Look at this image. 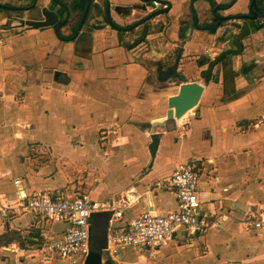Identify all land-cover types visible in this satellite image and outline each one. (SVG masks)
<instances>
[{
	"label": "crops",
	"instance_id": "obj_1",
	"mask_svg": "<svg viewBox=\"0 0 264 264\" xmlns=\"http://www.w3.org/2000/svg\"><path fill=\"white\" fill-rule=\"evenodd\" d=\"M62 1L71 9L64 39L52 26L29 24L48 7L65 19L52 0L0 8V205L21 191L85 193L109 208L100 212L109 214L108 232L145 212L175 211V192L157 182L188 162L200 176L202 213L228 218L201 236L181 230L155 252L107 247L102 264H264V234L242 225L251 208L264 212V17L238 18L250 14L252 0H214L216 8L209 0H166L167 12L131 31L112 28L106 1L94 0L100 8L93 5L78 35L86 2ZM109 1L121 27L150 13L132 8L140 0ZM217 16L230 20L210 31ZM184 82L204 85L199 104L174 128L154 127ZM67 228L31 212L0 215V264H70L40 248Z\"/></svg>",
	"mask_w": 264,
	"mask_h": 264
},
{
	"label": "built area",
	"instance_id": "obj_2",
	"mask_svg": "<svg viewBox=\"0 0 264 264\" xmlns=\"http://www.w3.org/2000/svg\"><path fill=\"white\" fill-rule=\"evenodd\" d=\"M163 8H167V5L154 1L149 10L152 13ZM199 181L200 176L190 163L179 164L170 178L157 182L159 188L175 192L177 209L163 215L149 211L121 227L110 225L108 247H131L155 252L172 241L181 230L193 236H201L213 228H219L228 216L202 213ZM15 184L19 186L20 180L16 179ZM108 209L102 201L85 193L64 196L53 191H42L27 195L21 191L15 199L0 205V215L6 218L10 214L31 212L52 222L67 224L68 228L61 239L46 237L40 243V248L50 257L70 264H80L85 262L90 253L92 216ZM113 222L111 220L112 225ZM242 225L264 234V212L251 208Z\"/></svg>",
	"mask_w": 264,
	"mask_h": 264
},
{
	"label": "water",
	"instance_id": "obj_3",
	"mask_svg": "<svg viewBox=\"0 0 264 264\" xmlns=\"http://www.w3.org/2000/svg\"><path fill=\"white\" fill-rule=\"evenodd\" d=\"M56 6H59L60 8H62L64 10V12L66 13V17L64 20H61L59 12L56 8H45L44 10H42V15H43V20H33V21H29V24L31 26H34L36 28L39 27H46V26H52L54 27L56 34L62 38V33H61V29L63 28V26H65L67 24V22L70 19L71 16V9L70 7L65 4L62 0H52ZM86 2V6H85V10L83 13V16L81 18L80 24L77 28L76 34L78 35L80 33V31L82 30L85 22L87 21L90 12L92 11V7H93V1L94 0H84ZM106 1V7L105 10L103 12V16H104V20L114 29L116 30H121V31H131L133 29H135L137 26L149 21L150 19L164 13L167 12L169 10L170 4L168 1L166 0H140L142 2L141 6L138 5H132V8L134 9H139V10H143L144 12H147L148 9L152 6V3L154 1H159L162 4L167 5V8H163L160 10H157L155 12L149 13L147 14V16H145L144 18L138 20L137 22H135V24H133L130 27H121L119 25H117L113 18H112V9H111V4L109 0H105ZM38 0H34L32 6L30 7H14V6H8V5H4L0 2V8L3 9H8V10H13V11H18V10H27V9H31L34 8L37 4ZM94 7L96 9L100 8L99 5L95 4ZM117 10V9H116ZM98 16H102V13L97 14ZM239 19H250L253 21H256L259 19V7L257 4V0H252V4H251V9H250V14L247 15H241L238 17ZM217 20H220L222 22H226L228 20H230V18L228 17H220L217 16ZM234 28L237 29H241L242 25L239 23H235L234 24ZM225 32L226 34H228L229 36L225 39L230 40L231 38H233L234 36V31L227 27L225 28ZM56 76V81L58 82H65L64 80V74L61 72H56L55 74ZM204 85L197 83V82H184L182 84L179 85V90L178 93L171 96L168 99V112L166 117L164 118H160L158 120H156L153 123V126H157V125H165L167 129H172L175 127L176 121L180 120L183 116H185L188 112H190L191 110H193L195 107H197V105L200 102V99L202 97V94L204 92ZM154 127L153 130L151 132V144L149 145V150L151 153L152 158L155 157L157 149H158V145H159V141H160V135L158 133H154ZM108 218H109V214L107 212H102V213H96L92 216L91 218V223L95 220L98 221L99 223H95V226L91 225L90 228V253L87 257V259L85 260L84 264H102V250L106 249L108 247V232H107V225H108ZM95 239H101L100 241L94 243Z\"/></svg>",
	"mask_w": 264,
	"mask_h": 264
},
{
	"label": "trees",
	"instance_id": "obj_4",
	"mask_svg": "<svg viewBox=\"0 0 264 264\" xmlns=\"http://www.w3.org/2000/svg\"><path fill=\"white\" fill-rule=\"evenodd\" d=\"M210 3L212 4V6L214 8H216L218 5L215 3L214 0H209ZM263 0H258L257 3H258V7H259V17L263 18L264 17V7H260L261 4H262ZM224 22L220 21V20H216L213 27L212 26H208L206 27L207 29H209L210 31H215V27L219 26V25H222ZM239 48H241V46H239ZM240 51V49L238 50H234V51H230L229 53H238Z\"/></svg>",
	"mask_w": 264,
	"mask_h": 264
}]
</instances>
